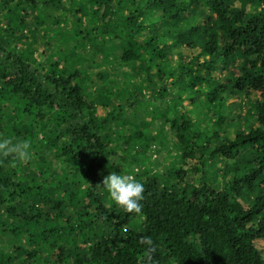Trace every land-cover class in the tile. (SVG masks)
<instances>
[{"label": "trees", "instance_id": "1", "mask_svg": "<svg viewBox=\"0 0 264 264\" xmlns=\"http://www.w3.org/2000/svg\"><path fill=\"white\" fill-rule=\"evenodd\" d=\"M142 109L174 159L139 173L127 212L102 180L124 172L121 113ZM0 138L29 146L0 154V264L64 237L55 264H264V0H0Z\"/></svg>", "mask_w": 264, "mask_h": 264}, {"label": "rangeland", "instance_id": "2", "mask_svg": "<svg viewBox=\"0 0 264 264\" xmlns=\"http://www.w3.org/2000/svg\"><path fill=\"white\" fill-rule=\"evenodd\" d=\"M241 2L247 1V0H240ZM22 44V42H21ZM98 41H93V45H97ZM39 53L43 51V46H38ZM56 50L52 51L55 52ZM121 78H117L114 83H106L113 87V96L111 97L114 102H125V97L127 95L125 89L124 83H122ZM129 100V99H128ZM143 110V109H142ZM145 112H135V111H125L121 113L119 122L123 123H117L116 125V135L113 136V139L115 141V145H120L121 148L118 150L119 157L123 158L118 160V165L122 167V170L124 172L121 173V175H132L136 180L140 172H150L153 175L162 177L165 174V170L167 169L166 163H168L170 160L172 161L174 159V153L171 151V147L167 145H163V143H159V139L156 134V127L155 124L150 121V115L151 111L147 112V110H143ZM96 117L97 119L102 118L105 114L101 110L96 111ZM89 120V118H88ZM126 131V133H125ZM140 132L142 134V138L140 141H138V145L134 146H127L125 145L126 135L131 132ZM137 142V141H134ZM126 150V151H125ZM71 166L69 163H66L64 166L60 167V170L63 174H68L69 169ZM73 167V166H72ZM82 192L79 196V198L74 200V203L77 204L81 201H84L87 198L85 187L82 188ZM104 193H108L105 189ZM47 203L46 199L37 198L36 199V207L37 208H45V204ZM80 210L82 213L81 215H84V211H82L81 208H78L75 210V212H78ZM3 220L4 218H0ZM138 221V220H136ZM86 222V221H85ZM80 224H76V230L74 229L72 231L73 234H77L76 238H72V244L75 247H80L84 251L89 249L91 245V236L87 231L84 229L79 230ZM137 225L134 224L131 226V228H135ZM17 227H15L16 229ZM23 233L16 237V239H10L9 242L11 244H14L16 246H20L21 248H25L26 240L22 236ZM0 237H4L2 233H0ZM5 238V237H4ZM70 239L68 237H64L61 240V244L63 247H51L46 250V252H43L40 254V256L37 259V264H55V258L57 257L59 251L67 249L68 243H70Z\"/></svg>", "mask_w": 264, "mask_h": 264}, {"label": "clouds", "instance_id": "3", "mask_svg": "<svg viewBox=\"0 0 264 264\" xmlns=\"http://www.w3.org/2000/svg\"><path fill=\"white\" fill-rule=\"evenodd\" d=\"M0 154H14L18 160H26L29 146L24 142L13 143L8 138H0ZM102 186L107 190L111 200L127 212H139L140 201L143 199L144 186L132 175L109 173L104 176ZM145 243H151L150 240Z\"/></svg>", "mask_w": 264, "mask_h": 264}]
</instances>
